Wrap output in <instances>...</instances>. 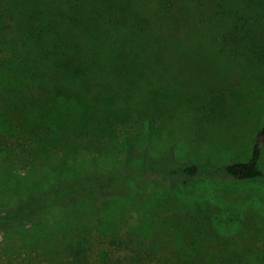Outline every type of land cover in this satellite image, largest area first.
I'll return each mask as SVG.
<instances>
[{"label":"trees","instance_id":"trees-1","mask_svg":"<svg viewBox=\"0 0 264 264\" xmlns=\"http://www.w3.org/2000/svg\"><path fill=\"white\" fill-rule=\"evenodd\" d=\"M174 1L168 6V0H156L154 5L149 0H51L50 5L45 0H15L11 6L3 7L10 21L11 49L19 50L20 58L16 64L13 56L0 61V135L14 139L17 148V152L11 151L13 147L0 148V159L3 167L10 168L13 164L9 162L27 167V174L16 179L13 210L0 213V227L16 222L15 227L21 230L7 236L8 242L16 240L22 248L39 252L37 257L46 264H241L235 259L240 256L235 251H225L222 256L200 246V240L210 237L216 229L212 231L209 226L212 233L206 235L199 226L180 242L171 224L167 227L164 220H153L147 214L139 225L128 227L121 238L138 244L143 241L146 249H134L132 254L131 250L115 258L112 246L119 240L120 228L112 227L108 216L121 215L123 204L115 212L103 209L101 204L115 187V192L125 191L131 174L142 173L130 170L131 140H126V169L101 171L92 160L84 173L74 176L82 151H106L98 147L100 131L114 122L126 124L132 116L139 120L158 119L159 109L151 102L146 108L141 99L138 106L129 108L123 96L112 94L108 101L100 88L107 80L123 76L115 72H151L148 70L175 66L172 54L178 46L177 38L181 40L191 33V23L201 22L204 11L213 6L250 8V17L236 20L229 31L219 30L218 36L223 49L227 47L225 39H229L238 45L241 55L259 54L254 53L258 48L253 43H264V0ZM179 23L185 29L183 36ZM0 47L3 52L7 49L4 42ZM138 80L135 77L133 83L139 89L142 84ZM12 113L14 123L9 124L8 114ZM138 131L135 134L143 137L146 155L158 153L148 148L155 133L144 135ZM86 133L90 136L87 141L82 138ZM263 146L264 126L254 138L247 161L220 166L218 171L235 181L263 177L259 169ZM147 159L144 160L152 162V168L157 167L156 159ZM197 172L192 165L171 173L193 177ZM145 174L134 176L136 187L151 179V173ZM164 193L159 199H171L170 193ZM79 202L83 211L68 213V206ZM201 221L214 224L215 217L204 212ZM19 223L30 225V229L24 231ZM165 239L169 247L164 246ZM7 252L11 249L7 248Z\"/></svg>","mask_w":264,"mask_h":264},{"label":"rangeland","instance_id":"rangeland-1","mask_svg":"<svg viewBox=\"0 0 264 264\" xmlns=\"http://www.w3.org/2000/svg\"><path fill=\"white\" fill-rule=\"evenodd\" d=\"M98 1L93 0L95 3ZM155 1L149 0L151 5ZM45 2L46 5L52 4L51 0ZM174 2L168 0V6ZM14 3L15 0H0V43L7 45L4 52L0 47V61L13 56L16 64L20 51L11 49L10 21L3 11V7ZM234 10L213 6L200 16L201 22L194 20L191 33L176 40L178 46L172 54L175 66L148 70L151 72H115L123 76L107 80L100 88L108 96V101L114 94L123 96L131 105L129 108L138 106L142 99L146 108L151 102L159 109L156 113L158 119L139 120L132 116L126 124L114 122L99 132L98 147L106 151L101 154L81 150L83 157L76 160L79 163L76 162L74 176L84 173L92 160L98 163L101 171L122 169L127 157L126 140H131L133 158L130 170L142 172L135 173L136 177H144L147 172V175H152L151 179L143 180L139 188L134 185L135 175L131 174L126 179V190L115 192V187L101 204L103 209H112L113 212L123 204L121 215L108 216V223L120 228L119 240L112 246L115 258L126 256L131 250L132 254L134 249H146L143 241L138 244L132 239L121 238L128 227L139 225L147 214L153 220H164L167 227L171 224L180 242L182 238L191 236V229L199 226L201 232L210 235V226L212 231H217L200 240L202 248L219 252L222 256L226 255L225 251H235L240 255L235 259L241 264H264V146L259 160L263 177L253 181H235L218 171L220 166L247 161L254 138L264 126V43H253L258 48L254 53L259 54L246 57L240 54L238 45L232 40L225 39L227 47L223 49L218 36L219 30L229 31L236 20L252 15L250 8ZM168 11L172 13V10ZM179 26V33L183 36V23ZM135 77L142 84L139 89L133 83ZM13 114H8L9 124L14 123ZM137 130L144 135L155 133L148 148L158 153L148 152L146 155V143L141 140L143 137L137 138ZM88 136L86 133L82 138L87 141ZM106 140H111L108 145ZM12 147L14 150L11 151L17 152L14 139L0 135V148ZM146 157L147 160L156 159L157 167L152 168V162L144 160ZM1 164L0 159V213H3L13 210L14 191L18 189L16 179L27 174V167L9 162L13 165L6 168ZM192 165L198 169L193 177L171 173ZM164 192L170 193L171 199H159L163 198ZM68 208V213L72 214L83 211L80 202ZM204 212L211 218L215 217L214 224L202 223ZM47 218L45 216L44 219ZM15 223L6 222L0 227V264H37V261L38 264H46V260L40 261L37 257L39 252L22 248L16 240L8 242L7 236H15L21 231L17 230ZM19 226L24 231L30 229L28 224L19 223ZM219 238L222 240L217 242ZM165 240L164 246L169 247L165 243L169 241ZM7 248L11 252H7ZM107 251H111L110 248Z\"/></svg>","mask_w":264,"mask_h":264}]
</instances>
